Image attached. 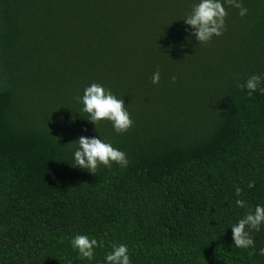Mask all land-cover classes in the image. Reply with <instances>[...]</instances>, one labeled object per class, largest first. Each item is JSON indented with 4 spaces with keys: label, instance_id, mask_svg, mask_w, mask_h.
I'll list each match as a JSON object with an SVG mask.
<instances>
[{
    "label": "trees",
    "instance_id": "1",
    "mask_svg": "<svg viewBox=\"0 0 264 264\" xmlns=\"http://www.w3.org/2000/svg\"><path fill=\"white\" fill-rule=\"evenodd\" d=\"M193 2L0 0V264H103L120 243L131 264H264V225L249 249L229 228L264 204V94L238 87L264 77V0L226 6L204 44L185 41ZM93 82L123 99L127 131L84 119ZM81 135L127 165L72 167ZM77 233L103 243L91 262Z\"/></svg>",
    "mask_w": 264,
    "mask_h": 264
},
{
    "label": "clouds",
    "instance_id": "2",
    "mask_svg": "<svg viewBox=\"0 0 264 264\" xmlns=\"http://www.w3.org/2000/svg\"><path fill=\"white\" fill-rule=\"evenodd\" d=\"M226 6L238 9L237 14L241 17L245 16L248 11L242 6L241 0H194L190 11L182 19L183 24L187 26L184 29L188 34L185 36V41L192 37L196 43L204 44L209 42L213 36H221L224 29V18L227 15ZM159 78V71L153 72L152 83H158ZM262 79L264 77L261 75L253 74L238 87L245 89L249 97L254 92L264 94V87L260 86ZM172 80L174 81L175 77H172ZM76 99L81 105L80 111L86 114L84 119L94 127L101 121H108L114 132L123 133L132 125L123 99L117 98L102 84L93 82L87 85ZM68 144L72 145L71 166L88 173L94 174L98 165L111 167L114 162L123 168L128 163L123 151L114 148L110 142L101 139L99 135H81ZM248 187H253L252 182L248 183ZM240 192L241 189L235 187L234 195L238 197ZM235 205L239 208L246 207L242 199H236ZM262 225H264V204L257 203L254 208L246 211L229 227L232 245L239 249L254 248L250 233L259 232ZM69 245L77 254V258L89 262L93 260L94 250L103 247V243L98 242L95 237L80 233L70 238ZM258 254L264 256V247L259 249ZM103 264H131L128 246L123 243L113 245L109 251L105 252Z\"/></svg>",
    "mask_w": 264,
    "mask_h": 264
}]
</instances>
